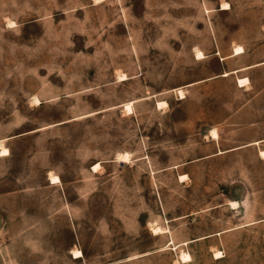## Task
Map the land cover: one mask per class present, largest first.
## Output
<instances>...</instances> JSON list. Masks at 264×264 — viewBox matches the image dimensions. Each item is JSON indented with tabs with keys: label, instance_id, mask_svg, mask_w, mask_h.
I'll return each mask as SVG.
<instances>
[{
	"label": "rangeland",
	"instance_id": "obj_1",
	"mask_svg": "<svg viewBox=\"0 0 264 264\" xmlns=\"http://www.w3.org/2000/svg\"><path fill=\"white\" fill-rule=\"evenodd\" d=\"M260 152L264 0H0V264H264Z\"/></svg>",
	"mask_w": 264,
	"mask_h": 264
},
{
	"label": "bare ground",
	"instance_id": "obj_2",
	"mask_svg": "<svg viewBox=\"0 0 264 264\" xmlns=\"http://www.w3.org/2000/svg\"><path fill=\"white\" fill-rule=\"evenodd\" d=\"M242 52H243V49H242L240 46H237V47L234 48V55L241 54ZM196 56H197L198 58H202V57H203L202 53L199 52V51L196 53ZM227 75H228V73H224V74H223V76H227ZM243 82H244V80H239V84H241V83H243ZM163 103H164V102H163ZM126 108H127L128 110L131 109V108H130V105H127ZM212 134L214 135V137H216L215 132H212ZM7 154H8V150H7V148H4V147H3V148L1 149V155H2V156H6ZM260 155L263 156V155H264V152H260ZM121 157H122V156H121ZM125 159H128V155L122 157V158L120 159V161L124 162ZM98 166H99V164H97L94 168H96V167H98ZM51 179H52V181H56V180H57V177H52ZM74 254L76 255V257H79V256L81 255V252L77 250V251L74 252ZM218 254H219V253H216V256H217ZM188 258H189L188 255H185L184 257H182L183 260L188 259Z\"/></svg>",
	"mask_w": 264,
	"mask_h": 264
},
{
	"label": "crops",
	"instance_id": "obj_3",
	"mask_svg": "<svg viewBox=\"0 0 264 264\" xmlns=\"http://www.w3.org/2000/svg\"><path fill=\"white\" fill-rule=\"evenodd\" d=\"M243 70V68H241V69H237V70H234V71H231V72H228V75L230 74V73H235V72H240V71H242ZM224 73H227V72H224ZM223 73V74H224ZM223 74H221V76H223ZM227 75V76H228ZM223 77H226V76H223Z\"/></svg>",
	"mask_w": 264,
	"mask_h": 264
}]
</instances>
